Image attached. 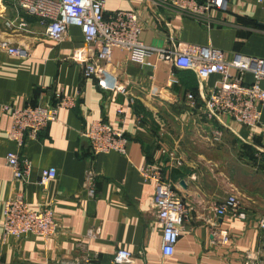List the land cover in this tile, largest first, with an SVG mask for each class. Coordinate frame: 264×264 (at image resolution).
Here are the masks:
<instances>
[{"label":"crops","instance_id":"obj_1","mask_svg":"<svg viewBox=\"0 0 264 264\" xmlns=\"http://www.w3.org/2000/svg\"><path fill=\"white\" fill-rule=\"evenodd\" d=\"M104 10L136 12L140 39L150 46L172 50L193 43L221 49L227 58L235 52L264 58V0H228L226 11L205 15L156 0H105ZM15 17L26 22L25 29L6 27ZM0 40L27 52L16 57L0 49V264H80L88 250L98 252L91 264H108L120 248L134 255L133 264H264V228L257 225L264 216V105L253 131L229 117L208 118L198 93L209 91L218 75L199 81L193 71L159 60L155 67H144L120 48L113 49L105 65L125 87L114 97L94 77H85L84 65L71 58L84 46L78 26L69 25L65 37L55 42L12 0L0 3ZM84 48L93 60L91 48ZM55 89L78 93L76 103L60 108L36 139H26L22 153L32 168L26 182L15 181L5 165L14 144L6 138L10 117L2 106L49 104ZM120 104L122 121L116 111ZM93 120L124 131L126 154H92L83 132ZM152 162L160 163L187 209L169 256L161 252L153 184L138 172ZM49 167L56 176L41 185L40 170ZM87 171L93 173L92 196ZM15 189L31 207L51 203L59 222L55 235L2 238L4 202ZM230 194L239 199L244 218L214 212ZM94 226L98 235L87 237Z\"/></svg>","mask_w":264,"mask_h":264},{"label":"built area","instance_id":"obj_2","mask_svg":"<svg viewBox=\"0 0 264 264\" xmlns=\"http://www.w3.org/2000/svg\"><path fill=\"white\" fill-rule=\"evenodd\" d=\"M2 0H0L1 3ZM15 7L25 14L35 17L43 26L45 35L60 42L67 33L69 25H76L83 34L84 46L75 49L71 58L82 63L83 75L94 77L100 88L112 90V94L125 93V87L108 74L106 63L110 61L114 48L127 51L129 59L144 67H155L156 60L171 62L175 67L193 71L199 81L216 74L209 91L198 93L208 118L229 117L234 122L248 128L259 127L262 106L264 105V58L235 52L227 58L224 51L211 45L185 44L177 49H165L145 44L140 39L142 26L138 14L134 11L116 10L105 13V0H12ZM171 4L182 12L205 15L211 10L226 11L228 0H156ZM262 2L263 0H256ZM6 27L25 29L26 22L15 17L5 22ZM90 47L94 59L85 56V48ZM86 48V49H87ZM0 49L16 57H25L27 52L21 47L12 46L6 40H0ZM78 93L67 95L62 89L53 91V102L49 104L15 107L5 104L2 110L9 114L10 125L6 138L14 148L5 154V165L10 168L15 181L26 182L32 168L31 160L22 153L26 139H36L38 134L56 119L60 108L74 107ZM194 102L196 97L187 94ZM130 103V102H129ZM117 114L122 121L123 104L118 105ZM83 135L88 139L93 155L111 151L126 154L128 138L121 128L107 122L93 120ZM162 152H166L162 149ZM140 176L153 184L152 204L161 232V252L163 256L173 253L180 231L187 217V209L180 193L165 177L160 163H146L138 168ZM56 176L54 167L40 170L39 183L46 185ZM87 193L95 192L91 171L86 172ZM217 215L230 213L241 218L239 199L230 194L213 207ZM2 238H20L37 235L48 238L55 235L59 222L55 217L51 203L31 207L23 192L15 189L6 199L2 215ZM257 225L264 228V216ZM99 227H90L87 237H95ZM98 252L86 251L80 264H91ZM134 255L127 249H117L108 264H133Z\"/></svg>","mask_w":264,"mask_h":264},{"label":"water","instance_id":"obj_3","mask_svg":"<svg viewBox=\"0 0 264 264\" xmlns=\"http://www.w3.org/2000/svg\"><path fill=\"white\" fill-rule=\"evenodd\" d=\"M181 185L185 186L184 182L183 181H180Z\"/></svg>","mask_w":264,"mask_h":264},{"label":"rangeland","instance_id":"obj_4","mask_svg":"<svg viewBox=\"0 0 264 264\" xmlns=\"http://www.w3.org/2000/svg\"><path fill=\"white\" fill-rule=\"evenodd\" d=\"M236 147H241V148H242L243 146H241V145L239 144V145H236Z\"/></svg>","mask_w":264,"mask_h":264}]
</instances>
